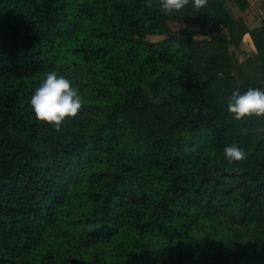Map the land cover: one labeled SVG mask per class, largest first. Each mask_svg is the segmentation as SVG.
I'll return each mask as SVG.
<instances>
[{
	"label": "trees",
	"instance_id": "16d2710c",
	"mask_svg": "<svg viewBox=\"0 0 264 264\" xmlns=\"http://www.w3.org/2000/svg\"><path fill=\"white\" fill-rule=\"evenodd\" d=\"M228 1L249 8L0 0V264H264V115L227 111L235 88H264L236 84L228 53L249 34L244 68L264 72V17L251 30ZM212 19L227 34L169 26ZM48 71L82 96L59 128L29 104Z\"/></svg>",
	"mask_w": 264,
	"mask_h": 264
},
{
	"label": "clouds",
	"instance_id": "9594fccd",
	"mask_svg": "<svg viewBox=\"0 0 264 264\" xmlns=\"http://www.w3.org/2000/svg\"><path fill=\"white\" fill-rule=\"evenodd\" d=\"M192 2L195 7H200L205 0ZM188 3L189 0H158V7L164 15H168L184 9ZM29 104L38 120L50 122L59 128L66 118L77 114L82 106V96L67 76L48 71L31 93ZM227 111L236 120L264 115V88L248 87L243 91L235 88L227 98ZM223 153L229 163L243 160L247 155L236 143L224 145Z\"/></svg>",
	"mask_w": 264,
	"mask_h": 264
},
{
	"label": "rangeland",
	"instance_id": "374dc122",
	"mask_svg": "<svg viewBox=\"0 0 264 264\" xmlns=\"http://www.w3.org/2000/svg\"><path fill=\"white\" fill-rule=\"evenodd\" d=\"M227 5L229 7V10L232 12V14L234 15L235 18H241L240 13H239V12H241V10L233 2L228 1ZM262 16L264 17V15H261L260 13H258L257 16H255V20H252V22L253 23H254V21L258 22L259 17H261L263 19ZM241 20L246 25L245 21L243 19H241ZM169 26L173 32L185 30V31L191 33L196 40H210L212 38H220L222 35H224L227 32L226 29L222 28L219 25V23H217V21L215 19L210 20L205 28H199L195 25L188 24V23H169ZM251 30H253V29H251ZM245 35H249V34H245ZM244 37L242 40V42H243L242 46L243 47H242L241 51L236 53L237 50L234 49V46L231 45V46H228V53L236 54L234 56L236 58L237 68L239 66L241 68L240 72L237 70V68H235L236 69L235 74L237 76L236 84L242 83V80H244V78H247V77L252 75L250 78V81L247 82L249 85H252V83H254L253 79L256 78V81L261 79L262 76L264 75V72L262 70H256L254 73V71L253 72L248 71L244 68V67L248 68L247 63H248L249 58H252V56L256 54V48L254 50V49L250 48L249 46H247L246 43L244 42ZM250 38H251V36H250ZM147 39L149 41H152V42H158L160 40H163L164 37L163 36H148ZM251 40H252V38H251ZM252 42H253V40H252ZM202 49L205 50L204 52H208L210 50L209 48H206V46L202 47ZM253 75H255V77ZM245 80H247V79H245Z\"/></svg>",
	"mask_w": 264,
	"mask_h": 264
},
{
	"label": "crops",
	"instance_id": "0c3cea01",
	"mask_svg": "<svg viewBox=\"0 0 264 264\" xmlns=\"http://www.w3.org/2000/svg\"><path fill=\"white\" fill-rule=\"evenodd\" d=\"M249 8L245 12H239L241 19H243L249 29H257L261 27L262 18H258V22L254 23L252 20H255V16L258 13L264 15V0H248ZM251 3V4H250ZM263 17V16H262ZM244 42L247 46L255 50L254 44L250 38V35H245ZM245 49V48H244Z\"/></svg>",
	"mask_w": 264,
	"mask_h": 264
}]
</instances>
